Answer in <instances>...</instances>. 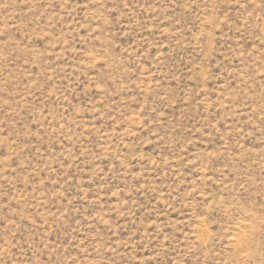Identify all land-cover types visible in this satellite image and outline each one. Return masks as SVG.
<instances>
[{
  "label": "rangeland",
  "instance_id": "obj_1",
  "mask_svg": "<svg viewBox=\"0 0 264 264\" xmlns=\"http://www.w3.org/2000/svg\"><path fill=\"white\" fill-rule=\"evenodd\" d=\"M0 264H264V0H0Z\"/></svg>",
  "mask_w": 264,
  "mask_h": 264
}]
</instances>
